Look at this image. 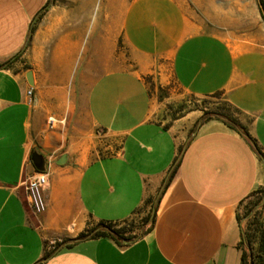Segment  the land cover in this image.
Masks as SVG:
<instances>
[{"label": "crops", "instance_id": "1", "mask_svg": "<svg viewBox=\"0 0 264 264\" xmlns=\"http://www.w3.org/2000/svg\"><path fill=\"white\" fill-rule=\"evenodd\" d=\"M98 1L0 0V264H243L239 206L264 191V26L206 31L200 0H105L96 14ZM172 83L224 97L252 143L199 111L164 118ZM49 116L66 124L50 131ZM96 129L120 138L114 154L92 159ZM34 153L49 178L38 216ZM146 203L134 241L78 239Z\"/></svg>", "mask_w": 264, "mask_h": 264}, {"label": "rangeland", "instance_id": "2", "mask_svg": "<svg viewBox=\"0 0 264 264\" xmlns=\"http://www.w3.org/2000/svg\"><path fill=\"white\" fill-rule=\"evenodd\" d=\"M201 8L194 7L199 21L206 31H235L240 35L255 32L264 26V0H200ZM105 0H99L95 13L104 11ZM193 6V5H192ZM22 54L17 57L21 59ZM149 82L152 80L149 78ZM154 90V85H152ZM158 105L164 118L172 120L182 118L191 112L199 111L202 117L207 113H219L235 117V113L221 95L209 98H195L185 95L175 84L166 89H159ZM237 119V118H236ZM97 136L96 149L92 151V159L108 156L115 153L120 138L102 130H94ZM95 143H92L94 146ZM95 148V147H94ZM258 192V191H257ZM253 193L248 200L239 206V217L246 241L242 246L245 264H264V191ZM150 205L144 207L130 220L114 224L116 230H122L132 241L139 238L152 222ZM99 223L91 221L92 233L98 229ZM58 245V244H55ZM52 247V245H51Z\"/></svg>", "mask_w": 264, "mask_h": 264}, {"label": "trees", "instance_id": "3", "mask_svg": "<svg viewBox=\"0 0 264 264\" xmlns=\"http://www.w3.org/2000/svg\"><path fill=\"white\" fill-rule=\"evenodd\" d=\"M263 6H264V4H261L262 9H263ZM0 67H2V66L0 65ZM205 115L206 116L202 117L201 122L208 121L210 119L221 120L224 123H226L229 127H231L232 129H234L237 132H239L240 134H242L249 142L252 143V139L250 138V135H249L247 129L236 118L225 116L223 114H219V113H215V112L214 113H207ZM172 178H173V174L171 175L170 179L168 180V182L164 186L163 191L166 189V187L168 186V184L170 183ZM260 192H263V190L258 191L257 193H260ZM248 199H246V200H248ZM244 202H242V204ZM238 218L240 220V217H238ZM113 225H114V223L100 222L98 229L94 230L92 233H90V232L84 233V234L80 235V237L78 239L79 240H85V239H97V238L109 237V238H112L113 240H115L120 245H123L124 242H131L132 241L131 237L126 236L122 230L114 229ZM245 241H246V236L243 232L242 242L240 244L241 248L244 245ZM50 257H51V254H48L45 256L44 260H47ZM242 262H243V264H245L244 254L242 256Z\"/></svg>", "mask_w": 264, "mask_h": 264}, {"label": "built area", "instance_id": "4", "mask_svg": "<svg viewBox=\"0 0 264 264\" xmlns=\"http://www.w3.org/2000/svg\"><path fill=\"white\" fill-rule=\"evenodd\" d=\"M27 96L33 100L34 90L29 89ZM66 124L65 118H56L49 116L47 119V127L50 131L57 130ZM49 178L45 172H36L28 179L26 185V202L32 214L38 216L46 212L48 204L44 195L45 189L48 186Z\"/></svg>", "mask_w": 264, "mask_h": 264}, {"label": "water", "instance_id": "5", "mask_svg": "<svg viewBox=\"0 0 264 264\" xmlns=\"http://www.w3.org/2000/svg\"><path fill=\"white\" fill-rule=\"evenodd\" d=\"M31 77H32V73L30 72L28 75L29 80H31ZM64 159L65 157H63V160ZM32 160L38 172L45 173L47 171V168H46L47 163L41 155H39L38 153H34Z\"/></svg>", "mask_w": 264, "mask_h": 264}]
</instances>
